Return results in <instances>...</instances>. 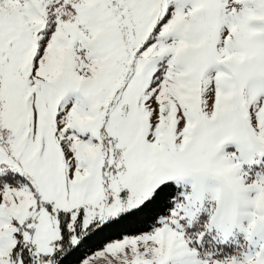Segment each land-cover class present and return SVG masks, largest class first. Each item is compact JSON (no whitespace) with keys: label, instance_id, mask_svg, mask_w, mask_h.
Instances as JSON below:
<instances>
[{"label":"snow or ice","instance_id":"6c2138e0","mask_svg":"<svg viewBox=\"0 0 264 264\" xmlns=\"http://www.w3.org/2000/svg\"><path fill=\"white\" fill-rule=\"evenodd\" d=\"M0 264H264V0H0Z\"/></svg>","mask_w":264,"mask_h":264}]
</instances>
